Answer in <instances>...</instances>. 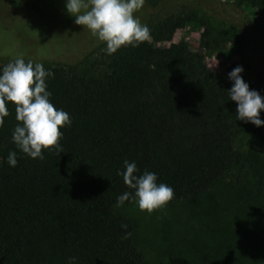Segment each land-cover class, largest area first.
Wrapping results in <instances>:
<instances>
[{"label":"trees","instance_id":"trees-1","mask_svg":"<svg viewBox=\"0 0 264 264\" xmlns=\"http://www.w3.org/2000/svg\"><path fill=\"white\" fill-rule=\"evenodd\" d=\"M191 22L192 15L163 6L143 23L150 39L105 53L97 75L44 67L53 73L46 80L51 103L71 119L61 129L62 153L42 150L41 160L17 149L15 107L7 103L0 127V264H67L69 257L76 264H145L135 223L115 211L116 198L132 191L117 174L123 161H135L137 175L151 171L157 183L171 186L168 203L197 201L243 166L230 71L221 76L228 88L222 90L186 42L162 52L148 43H171ZM210 35L203 30L200 49L213 48ZM247 84L259 93L257 84ZM250 126L262 154L252 146L246 162L264 198V126ZM9 151L16 152L15 167L6 163Z\"/></svg>","mask_w":264,"mask_h":264},{"label":"rangeland","instance_id":"rangeland-1","mask_svg":"<svg viewBox=\"0 0 264 264\" xmlns=\"http://www.w3.org/2000/svg\"><path fill=\"white\" fill-rule=\"evenodd\" d=\"M252 0H146L134 13L143 24L163 6L193 16L171 43L149 41L158 52L184 41L203 58V69L218 77L242 66V77L264 97V2ZM65 0H0V65L20 56L43 67L97 75L105 44L74 23ZM209 29L211 50L199 47ZM264 102V101H262ZM264 120V111L260 112ZM264 126V125H263ZM235 145L243 166L194 202L167 203L151 214L135 202L115 211L136 226L134 241L145 264H264V198L246 162L250 147L262 154L250 123L236 122Z\"/></svg>","mask_w":264,"mask_h":264},{"label":"clouds","instance_id":"clouds-1","mask_svg":"<svg viewBox=\"0 0 264 264\" xmlns=\"http://www.w3.org/2000/svg\"><path fill=\"white\" fill-rule=\"evenodd\" d=\"M145 0H65V9L74 17V23L89 30L99 42L105 44L104 51L112 55L121 47H138L150 39V30L140 22L134 13L139 11ZM242 66L234 67L227 78L232 82L228 90L229 99L236 103V120L260 127L264 120L260 112L264 111V97L256 90H250L243 80ZM53 73L41 63L25 61L16 57L0 67V127L8 116L6 107L12 102L15 107V119L18 122L11 135L16 148L32 159H43L42 150H55L62 153L59 143L61 129L71 125L67 112L54 107L50 101L46 80ZM6 163L10 167L17 164L16 152L9 151ZM124 171L118 172L124 184L131 192H124L116 198V207L125 201L135 200L137 207L151 214L163 208L173 199L174 191L165 183H157L154 172H139L135 161H123ZM122 229L127 225L122 224ZM131 233L125 232V238ZM67 264H76V257H69Z\"/></svg>","mask_w":264,"mask_h":264}]
</instances>
